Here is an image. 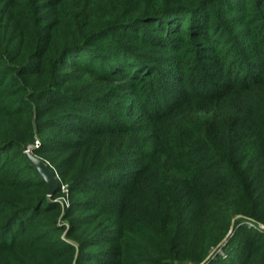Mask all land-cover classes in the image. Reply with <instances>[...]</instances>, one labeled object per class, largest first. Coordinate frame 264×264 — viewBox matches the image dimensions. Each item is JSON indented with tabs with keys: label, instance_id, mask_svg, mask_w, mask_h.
<instances>
[{
	"label": "trees",
	"instance_id": "trees-1",
	"mask_svg": "<svg viewBox=\"0 0 264 264\" xmlns=\"http://www.w3.org/2000/svg\"><path fill=\"white\" fill-rule=\"evenodd\" d=\"M37 133L72 193L98 188L76 217ZM142 186L146 214L108 197ZM261 225L264 0H0V264H264Z\"/></svg>",
	"mask_w": 264,
	"mask_h": 264
},
{
	"label": "rangeland",
	"instance_id": "rangeland-1",
	"mask_svg": "<svg viewBox=\"0 0 264 264\" xmlns=\"http://www.w3.org/2000/svg\"><path fill=\"white\" fill-rule=\"evenodd\" d=\"M206 62L207 61L204 62V64H203L204 66L208 65ZM86 83L87 82H83L81 84V86L85 85ZM175 83H176V81H175ZM73 88H74V86H73ZM74 89H76V88H74ZM88 92H92V90H89ZM114 109H115V111H120V108H118V107H115ZM50 133H52L54 135V137H56L57 139L65 140L67 142L72 141V140L81 139L76 134L70 135L68 133H64L61 131H58V132L45 131V135H47V136ZM35 138H36V140H35L34 144H30L23 149L24 154H26V150H28V149L31 150L34 148V149L39 150V149H42L44 147V143L42 141L43 139L40 136V134L37 133ZM48 138H52V137L49 136ZM111 140L115 141L116 143H119V142L121 143L122 141H124V139H122L118 136H113L111 138ZM69 145L72 146V144H69ZM130 151H131L129 154L130 156L127 157L128 160L133 159V156L137 155L139 152L137 149H133ZM68 153H74V150H71ZM52 155L53 154L49 153V154H44L42 156L37 154L36 156L41 158V159L44 158V161L50 165V167L54 170V172L56 173V175L58 177V181L60 182V185L62 188L60 190V193H59L56 201L61 204L63 215L65 216V215H67V212H69V213L74 214L73 217H76L77 215H79L81 208H79L77 206L75 207L73 202L76 201L78 204H80L83 201L93 199L98 194V188L94 187L91 181H86V182H84V185H82L80 189H76V191L72 193L71 192V186H70L69 182L64 181V179L60 176L61 170L59 168H57L56 165H53L51 161H48V159H49L48 157H50ZM10 161H13V158H11ZM19 165H20V163H18V162L8 163V165L5 168L6 175L9 176L10 179H13L14 176H16V179L19 180V182L26 181L27 179H32L31 176H29V174H27V172H22V168ZM115 171L117 174L122 175L123 173H127V172L133 173L134 168L132 170L130 165H128L126 167V165L124 164L122 169L121 168L115 169ZM88 185L91 187H88ZM108 197L109 198L115 197V199H118V205H124L127 209V213L135 215L134 217H136L137 215H140V214H146L147 211H149V208L155 204L154 201H156V198L154 196L152 188H149L148 186H142V187L137 188L135 190H130L126 194L123 193L121 195H118L117 193H114V196L112 194H109ZM201 221H202V217L199 213L194 218V225L197 227L201 223ZM61 223H62V225H66L67 227H69L71 224V218L61 220ZM250 226H252V225H250ZM261 228L264 229V226L261 225ZM64 237H65V234H64ZM195 237H196V239L194 240V243H193L194 249L197 247V241H198L197 235H195ZM109 247L110 246H106V249H109ZM226 253L227 252L224 251L223 249H220L218 251V254H220L223 257H226L225 256Z\"/></svg>",
	"mask_w": 264,
	"mask_h": 264
},
{
	"label": "water",
	"instance_id": "water-1",
	"mask_svg": "<svg viewBox=\"0 0 264 264\" xmlns=\"http://www.w3.org/2000/svg\"><path fill=\"white\" fill-rule=\"evenodd\" d=\"M33 149H28L26 150V157L30 164L36 169V171L39 173L41 176L42 180L48 185L49 187V196H53L56 194L59 189L62 187L60 186V182L58 181V177L54 170L50 167V165L45 162L43 159L37 157L36 155L33 154ZM235 226V222L233 224V228ZM228 240L225 239L221 244L220 247L226 245V242ZM213 256V253L208 257V259L205 261L207 262L211 257Z\"/></svg>",
	"mask_w": 264,
	"mask_h": 264
},
{
	"label": "built area",
	"instance_id": "built-area-1",
	"mask_svg": "<svg viewBox=\"0 0 264 264\" xmlns=\"http://www.w3.org/2000/svg\"><path fill=\"white\" fill-rule=\"evenodd\" d=\"M74 264H76V263H74Z\"/></svg>",
	"mask_w": 264,
	"mask_h": 264
}]
</instances>
